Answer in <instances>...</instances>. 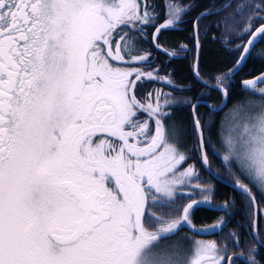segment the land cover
<instances>
[{
    "label": "snow or ice",
    "instance_id": "6c2138e0",
    "mask_svg": "<svg viewBox=\"0 0 264 264\" xmlns=\"http://www.w3.org/2000/svg\"><path fill=\"white\" fill-rule=\"evenodd\" d=\"M196 7V0H0V264H236L233 257L244 256L237 231L220 244L179 236L184 227L198 234L224 225L195 229L191 215L201 201L179 204L188 188L211 202V182L189 163L198 155L222 179L208 149L246 200L249 237L264 246L256 230L264 75L241 85L259 98L233 101L228 128L220 122L224 154L213 144L211 119L227 107L228 83L264 39V0H224L193 20L197 47L200 21L210 15L221 16L215 24L223 25L226 48L230 35L248 36L235 44L241 55L226 72L205 79L193 65L203 87L221 94L218 105H203L207 120L197 114L199 102L173 95L186 89L167 70L161 75L142 46L153 27L154 47L176 57L156 37ZM150 82L172 91L149 89ZM181 106L192 108L190 127L173 116ZM257 255L250 247L248 264H258Z\"/></svg>",
    "mask_w": 264,
    "mask_h": 264
},
{
    "label": "trees",
    "instance_id": "16d2710c",
    "mask_svg": "<svg viewBox=\"0 0 264 264\" xmlns=\"http://www.w3.org/2000/svg\"><path fill=\"white\" fill-rule=\"evenodd\" d=\"M157 4L162 3V0H155ZM216 2L217 5L224 2V0H196L197 7L188 14L185 18V23L181 24L178 28L170 30H162L159 36L156 37V41L162 45H166L168 48H175L179 54L174 58H169L162 50L154 47L153 44V32L154 28L147 29V38L143 43V47L148 49L151 53L149 59L153 62V67H159L161 75H164L165 70L171 73L172 78L177 85L186 89L183 93L173 92V95L177 97L184 95L190 96L194 103L197 102H209L213 105L221 103V94L218 91H209L198 82L193 73V65L196 64V41L193 33V20L204 9L209 8L208 5ZM219 2V3H218ZM160 22H163L164 13L163 9H159ZM229 12L222 15H228ZM221 16L212 15L200 21V58H199V70L201 75L207 79L217 74L226 72L229 68L233 67L238 61L241 50L235 47L237 43H246L248 36L235 38L230 35V39L233 40L231 48H226L221 40V34L223 32V25L219 28L215 22L220 20ZM204 21V22H203ZM209 23V24H208ZM255 27H259V23H256ZM215 37V39L213 38ZM181 45H186V48H181ZM264 52V39H259L255 43V48L252 49V54L249 56L247 62L239 68L238 72L233 76L232 80L228 83L229 87V103L228 106L220 113L212 116V141L218 152L224 154V148L219 142L217 132L219 130L220 122L223 118L230 114L233 101L238 99L253 98L258 99V96L251 97L249 92L242 91L241 85L245 80H253L256 77L264 75V57L259 54ZM149 89L163 88L164 91H172L168 86L160 84L158 82H150L146 85ZM203 93V95H201ZM197 114L203 119L209 118V110L206 106H199ZM173 116L176 121H182L191 126L192 121V108L190 106H181L173 111ZM188 146L191 147V139ZM209 165L212 172L216 176L222 177V179L228 183H234L232 178L225 172L224 166L221 164V160L213 156L212 151L208 149ZM189 163H194L200 172V178L202 181H210L212 185V197L211 202H203V198L198 189L188 188L185 189L183 197L179 200V204L183 205L187 201V197L191 196L197 201H201L200 206L196 207L191 215L192 225L195 229L207 230L211 227L217 226L218 222L223 219L224 225L213 231H200L198 234L193 232L191 228L184 227L180 233L184 236L192 234L200 238H209V241H215L220 244L225 238L229 237V233L237 231L241 233V247L244 249V256L248 260V249L250 247H256L260 253L264 254V249L259 248L257 244H254L249 233L252 231V227L248 220V213L245 209L246 200L237 190L221 184L212 175L201 166V162L198 155H194ZM254 191V190H253ZM255 192V191H254ZM227 203V210L224 209V205ZM257 203L259 208L264 206V199L257 194ZM164 211H167L165 209ZM258 232L264 233V211H260V218L258 223ZM264 239V236L261 237ZM244 240L248 243L245 245ZM229 247H232L231 240H227ZM239 255V253H237ZM236 264H245L242 259L235 257Z\"/></svg>",
    "mask_w": 264,
    "mask_h": 264
},
{
    "label": "flooded vegetation",
    "instance_id": "af4514ba",
    "mask_svg": "<svg viewBox=\"0 0 264 264\" xmlns=\"http://www.w3.org/2000/svg\"><path fill=\"white\" fill-rule=\"evenodd\" d=\"M221 1V0H220ZM219 3V2H218ZM212 4H216V2H214V3H211L210 5H212ZM210 5H208L209 7H210ZM232 11V9H229L228 10V12H231ZM224 13H227V12H224ZM229 14V13H228ZM210 16H212V15H210ZM209 17V16H208ZM204 22V21H203ZM151 27H149L148 29H150ZM200 41V40H199ZM249 58V57H248ZM248 58L246 59V61L243 63V65L247 62V60H248ZM259 248H262V249H264V246H260V245H257ZM258 251V253H259V255H257L256 256V260L258 261V264H264V254H262V253H260L259 252V250H257ZM233 259H235V258H233ZM240 259H242L243 260V262L245 263V264H248V260H246V258L245 257H242V258H240Z\"/></svg>",
    "mask_w": 264,
    "mask_h": 264
},
{
    "label": "rangeland",
    "instance_id": "374dc122",
    "mask_svg": "<svg viewBox=\"0 0 264 264\" xmlns=\"http://www.w3.org/2000/svg\"><path fill=\"white\" fill-rule=\"evenodd\" d=\"M223 122H224L225 129H227L229 126V114L223 118ZM212 228L213 227H211L209 229H212ZM179 236L180 237H190L191 239H194V240L209 241V238H200V237L192 235V234H189L186 236H184L183 234H180Z\"/></svg>",
    "mask_w": 264,
    "mask_h": 264
},
{
    "label": "water",
    "instance_id": "95a60500",
    "mask_svg": "<svg viewBox=\"0 0 264 264\" xmlns=\"http://www.w3.org/2000/svg\"><path fill=\"white\" fill-rule=\"evenodd\" d=\"M196 46H197V42H196ZM199 57H200V46L197 47V56H196V64L199 65ZM244 63V62H243ZM243 63L241 64V66L243 65ZM241 68V67H240ZM195 76V75H194ZM204 104H209V103H204ZM219 180V179H218ZM221 181V180H220ZM231 188H233V185L228 184ZM234 189V188H233ZM258 210H257V214H256V226H257V220H258Z\"/></svg>",
    "mask_w": 264,
    "mask_h": 264
},
{
    "label": "bare ground",
    "instance_id": "6f19581e",
    "mask_svg": "<svg viewBox=\"0 0 264 264\" xmlns=\"http://www.w3.org/2000/svg\"><path fill=\"white\" fill-rule=\"evenodd\" d=\"M209 24V23H208Z\"/></svg>",
    "mask_w": 264,
    "mask_h": 264
}]
</instances>
